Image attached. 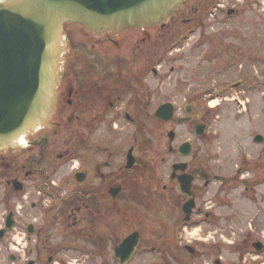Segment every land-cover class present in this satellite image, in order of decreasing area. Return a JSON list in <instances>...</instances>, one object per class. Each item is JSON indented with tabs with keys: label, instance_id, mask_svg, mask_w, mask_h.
<instances>
[{
	"label": "flooded vegetation",
	"instance_id": "1",
	"mask_svg": "<svg viewBox=\"0 0 264 264\" xmlns=\"http://www.w3.org/2000/svg\"><path fill=\"white\" fill-rule=\"evenodd\" d=\"M193 13L198 16L200 10L191 3L166 30H135L141 35L129 42L133 46L126 43L125 31L97 39L83 34L77 43L78 37L65 26L72 52L52 124L30 133L19 151L0 154V264H224L222 202L216 199L209 205L201 201L202 192L194 183L196 207L186 221L188 198L181 194L175 178L171 182L176 209L181 211L146 218L138 184L149 175V169L137 157L138 146H131L135 156L132 168L126 167L124 154L118 170L113 169L114 121L125 114L133 120L125 109L141 105V96L147 92L142 89L146 86L144 75L159 74L174 52L187 54L194 48L188 47L194 28L186 18ZM199 38L203 40L196 43H204L205 38ZM125 44L141 51L143 56L135 60L141 59L144 66L141 73L128 78L125 69L133 72L134 68L127 61L130 58H125ZM125 61L129 66L125 67ZM175 70L172 66L171 71ZM219 94L205 95L210 101ZM194 101L185 97L186 106L194 107ZM167 102L175 103H163ZM260 158L264 170V157ZM189 166L186 171L195 178ZM257 169L251 168L256 174L245 179L249 183L246 192L255 193L258 181L264 184V171L259 176ZM128 175L132 179L127 180ZM148 185L157 187V182L148 180ZM168 188L164 186V190ZM114 189H119L117 196ZM129 218L142 227L125 233ZM134 233L139 237L136 251L125 262L117 248ZM259 241L252 240L251 247ZM144 254L153 258L137 259Z\"/></svg>",
	"mask_w": 264,
	"mask_h": 264
},
{
	"label": "rangeland",
	"instance_id": "2",
	"mask_svg": "<svg viewBox=\"0 0 264 264\" xmlns=\"http://www.w3.org/2000/svg\"><path fill=\"white\" fill-rule=\"evenodd\" d=\"M192 4L200 10L198 16L186 17L194 28L188 47L194 48L187 54L174 52L159 74L144 75L146 86L142 89L147 92L141 96V105L125 109L133 120L125 114L113 123V169L118 170L131 146H138L137 157L149 169L148 179L157 182V187L148 186L145 180L138 184L145 201L141 210L146 218L154 219L157 213L181 211L176 209L170 175L175 162L189 163L195 187L202 192L201 201L211 205L209 202L218 199L223 204L219 211L225 217L224 264H264V249L258 252L251 247L252 240L264 243V184L258 181L255 193L245 191L249 184L245 179L256 174L251 168L257 167L259 176L264 171L260 158L264 157V144L253 140L257 133L264 135V0H196ZM229 9L234 13L229 15ZM67 30L78 37L77 43L83 40L80 26L69 24ZM123 35L133 46L129 42L141 33L130 29ZM199 37L205 38L204 43H196L203 40ZM127 44L125 58H130L127 61L134 71L125 69V78L141 73L144 67L141 59L135 60L143 56L141 51ZM212 92L221 94L209 101L205 94ZM185 97L195 100L192 120L180 123L179 119L188 116ZM166 100L177 107L175 119L168 123L155 116ZM199 122L207 125L203 136L195 130ZM170 131L176 133L174 142L168 137ZM186 141L195 146L189 157L178 154V147ZM129 220L125 233L142 227ZM138 258L150 260L153 256Z\"/></svg>",
	"mask_w": 264,
	"mask_h": 264
},
{
	"label": "water",
	"instance_id": "3",
	"mask_svg": "<svg viewBox=\"0 0 264 264\" xmlns=\"http://www.w3.org/2000/svg\"><path fill=\"white\" fill-rule=\"evenodd\" d=\"M191 0H0V154L19 151L32 132L49 127L58 111L62 79L71 48L64 29L74 23L87 34L102 38L126 29L167 28ZM233 10L229 11L232 14ZM187 107V112H192ZM175 106L166 103L155 115L166 122L175 115ZM189 121L190 118L185 119ZM206 125L199 123V136ZM175 132L169 133L171 141ZM256 142L264 138L257 135ZM194 152L190 142L179 153ZM135 164L133 148L129 150L127 168ZM188 165L173 166L172 178H178L180 190L189 198L184 211L186 220L195 207L192 190L194 177L185 173ZM178 171L184 172L177 175ZM119 189L113 190L117 196ZM138 233L117 248L118 256L130 260L138 243ZM258 251L263 245L255 244Z\"/></svg>",
	"mask_w": 264,
	"mask_h": 264
}]
</instances>
